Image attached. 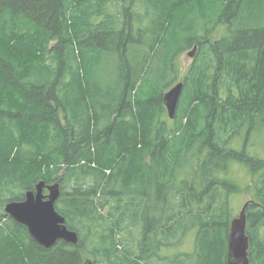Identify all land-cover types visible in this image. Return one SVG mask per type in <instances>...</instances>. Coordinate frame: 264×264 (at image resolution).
I'll use <instances>...</instances> for the list:
<instances>
[{"label":"trees","instance_id":"obj_1","mask_svg":"<svg viewBox=\"0 0 264 264\" xmlns=\"http://www.w3.org/2000/svg\"><path fill=\"white\" fill-rule=\"evenodd\" d=\"M262 128L264 0H0V264H228L237 165L264 264ZM41 180L77 245L47 249L6 213Z\"/></svg>","mask_w":264,"mask_h":264},{"label":"water","instance_id":"obj_2","mask_svg":"<svg viewBox=\"0 0 264 264\" xmlns=\"http://www.w3.org/2000/svg\"><path fill=\"white\" fill-rule=\"evenodd\" d=\"M198 46L188 52L193 58ZM184 90V81L169 88L164 94V104L168 115L174 119ZM48 190V193H45ZM62 195L59 182L46 184L41 180L34 190H28L24 200H12L5 206V211L17 222L27 226L32 237L43 247L50 249L59 241L77 245L79 233L67 225L66 217L57 210V202ZM248 200L241 211L232 219L228 234V264H250L251 240L248 235L247 208ZM86 264H94L88 258Z\"/></svg>","mask_w":264,"mask_h":264},{"label":"rangeland","instance_id":"obj_3","mask_svg":"<svg viewBox=\"0 0 264 264\" xmlns=\"http://www.w3.org/2000/svg\"><path fill=\"white\" fill-rule=\"evenodd\" d=\"M190 50H192V48ZM190 50L184 52L180 57V61L182 64L181 74L186 73V70L188 69V67L191 65L193 61V57L188 54ZM252 143H254L253 146L251 147L249 146L250 147L249 150L251 154L257 155L264 159V128H262L259 132L256 133L255 138L252 137V139L249 141V144H252ZM235 145L239 146L240 145L239 141H237ZM237 168L239 169L240 172L236 173V177L242 183L241 185H243L244 191L242 193H237L236 195H233V205H234L236 214H238L241 211L246 201L252 198L251 190L249 189V187L251 186L249 185L252 184L254 181V178H252L250 171L247 167L237 165ZM66 191H71V190L68 187ZM195 236H196L195 230H192L191 232H189L187 236L185 237V240H183V244L180 245L178 250L185 251V252H192L195 249ZM174 251L173 249L163 250V252L166 254H169Z\"/></svg>","mask_w":264,"mask_h":264},{"label":"flooded vegetation","instance_id":"obj_4","mask_svg":"<svg viewBox=\"0 0 264 264\" xmlns=\"http://www.w3.org/2000/svg\"><path fill=\"white\" fill-rule=\"evenodd\" d=\"M45 193H48V190H45Z\"/></svg>","mask_w":264,"mask_h":264},{"label":"bare ground","instance_id":"obj_5","mask_svg":"<svg viewBox=\"0 0 264 264\" xmlns=\"http://www.w3.org/2000/svg\"><path fill=\"white\" fill-rule=\"evenodd\" d=\"M182 81V80H181ZM180 82V81H179ZM171 88V87H170Z\"/></svg>","mask_w":264,"mask_h":264}]
</instances>
